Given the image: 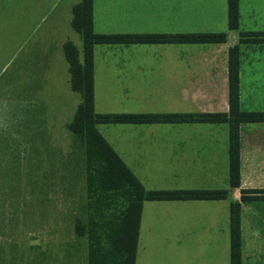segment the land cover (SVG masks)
<instances>
[{"label": "rangeland", "instance_id": "374dc122", "mask_svg": "<svg viewBox=\"0 0 264 264\" xmlns=\"http://www.w3.org/2000/svg\"><path fill=\"white\" fill-rule=\"evenodd\" d=\"M78 1L0 0V264H88L87 241L75 235L73 223L85 201L84 153L66 127L81 97L70 88L62 49L69 39L82 58L81 37L70 26L71 7ZM239 1L243 13L257 8V14L264 15V0ZM177 2L197 30H218L226 19V0H135L160 13ZM111 19L96 15L94 30L122 28ZM223 25L221 31L200 32H226L227 46L236 44L237 33ZM171 47L95 45L96 112H170L169 102L126 99L114 73L122 74L127 53L151 62L155 51ZM263 62L264 52L242 62L243 111H264L249 110L264 108L262 94L250 95L251 67ZM171 125L100 123L97 129L146 189L198 188L204 183L172 177ZM159 147L165 150L157 154ZM159 203L165 202L145 203V222L154 221L156 214L146 207ZM32 239L37 243L31 244Z\"/></svg>", "mask_w": 264, "mask_h": 264}, {"label": "crops", "instance_id": "0c3cea01", "mask_svg": "<svg viewBox=\"0 0 264 264\" xmlns=\"http://www.w3.org/2000/svg\"><path fill=\"white\" fill-rule=\"evenodd\" d=\"M79 2L80 0L74 2L71 7V20L72 8ZM247 11L245 13L241 11L239 1L238 28L230 29L226 0V19H222L218 26L220 28L197 30L195 28L197 26H193L194 19L180 8L178 2L172 3L170 10L166 13H160L163 11L137 5L135 0H93L92 27L96 32L94 30L96 15L106 17L109 21L112 20V16L116 21L121 22V29L105 33L221 31L223 29L221 27H224L223 24L226 23L229 31L237 33L236 44H239L241 31H264V15H258L257 8L251 12ZM71 20L70 26L73 29ZM66 41L71 40L63 42V53ZM226 42L227 39L225 42L212 44L162 43L175 47H171L169 51L166 48L155 51V60L151 62L146 58L145 60L135 59L131 53H127L126 61L122 62V74L114 73V77L120 81L118 86L120 91L123 88L122 94L126 99L138 104L148 100L169 102L172 109L170 112L127 113L228 111V49L231 45L228 47ZM239 48V107L243 111L247 108H243L242 105L241 65L244 60L255 56L257 52H264V45L239 44ZM82 58L80 59L79 56L80 61ZM254 66L251 67L253 73L250 85L253 88L250 95L256 98L259 93L264 98V62ZM115 69H119L117 64ZM94 77L93 48L95 85ZM249 110H264V108H249ZM163 124H172L169 159L173 179L204 183L197 186L198 188L181 186L178 189H227L228 195L225 199L217 200L152 201L166 204L148 205L146 208L154 209L156 214L154 221L147 222L143 219V211L145 203L149 201H144L135 264H230L229 209L230 204L234 202H240L241 264H264V200L241 201L242 190L264 189V122L239 125L240 181L238 187L229 185L230 125L228 122ZM164 148L159 147L156 150L157 154L165 150ZM116 153L120 156L117 151ZM120 158L123 160L121 156ZM123 162L126 164L124 160ZM128 168L130 169L129 166ZM161 211L164 212L161 213Z\"/></svg>", "mask_w": 264, "mask_h": 264}, {"label": "trees", "instance_id": "16d2710c", "mask_svg": "<svg viewBox=\"0 0 264 264\" xmlns=\"http://www.w3.org/2000/svg\"><path fill=\"white\" fill-rule=\"evenodd\" d=\"M93 0L72 8L71 25L81 36L82 61L71 41L64 43L70 86L81 96L67 129L84 153L85 201L73 219L77 237L87 241L88 264H135L144 201L225 199L227 189H145L140 180L100 134V123H222L229 128V185L240 181L239 125L264 122V111L239 107V44H263L264 31L239 33V44L228 49V111L190 113H97L94 109L93 48L96 44L222 43L225 32L96 33L92 27ZM228 26L238 28L239 0H227ZM264 200V189H244L241 201ZM230 264H241L240 202L229 209Z\"/></svg>", "mask_w": 264, "mask_h": 264}, {"label": "water", "instance_id": "95a60500", "mask_svg": "<svg viewBox=\"0 0 264 264\" xmlns=\"http://www.w3.org/2000/svg\"><path fill=\"white\" fill-rule=\"evenodd\" d=\"M30 243L31 244L37 243V240L36 239H32V240H30Z\"/></svg>", "mask_w": 264, "mask_h": 264}]
</instances>
